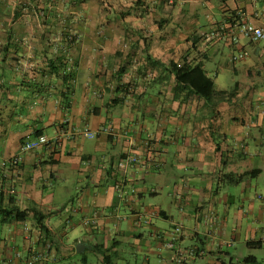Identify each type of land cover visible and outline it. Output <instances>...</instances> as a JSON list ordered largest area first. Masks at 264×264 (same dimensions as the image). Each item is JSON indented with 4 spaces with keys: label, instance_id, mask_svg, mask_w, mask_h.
<instances>
[{
    "label": "crops",
    "instance_id": "crops-1",
    "mask_svg": "<svg viewBox=\"0 0 264 264\" xmlns=\"http://www.w3.org/2000/svg\"><path fill=\"white\" fill-rule=\"evenodd\" d=\"M58 1L50 25L49 10L9 24L13 0H0V197L40 211L48 230L0 217V264L35 250L46 264H103L99 250L114 264H264V41L212 36L233 12L264 29V0ZM184 60L254 102L179 104L161 69ZM62 130L73 135L2 166L37 133ZM128 152L137 162L124 169Z\"/></svg>",
    "mask_w": 264,
    "mask_h": 264
},
{
    "label": "trees",
    "instance_id": "trees-1",
    "mask_svg": "<svg viewBox=\"0 0 264 264\" xmlns=\"http://www.w3.org/2000/svg\"><path fill=\"white\" fill-rule=\"evenodd\" d=\"M71 2H65V8L72 10L78 6V3H74L73 0ZM105 1L101 0V3L106 6L104 3ZM58 0H13V10L12 15L7 18L8 23H16L19 20L23 21V18H26L29 14H34V17L38 19V21L42 22L40 19L39 13H43L46 10H49V13L44 15L42 18L45 22L47 20L48 24H57L58 22V15L56 12ZM81 4V3H80ZM63 7V4H61ZM137 6V5H136ZM53 12H52V11ZM51 12V13H50ZM236 12H233L228 17L227 21L231 20L234 17ZM26 16V17H25ZM120 19L125 18V14H119ZM71 16H67L64 20L65 24H71ZM109 18V17H108ZM167 23V19H162V23ZM5 38L10 39L11 33L7 31L5 33ZM64 39L68 43H72L76 36L73 34L66 33ZM193 49V50H192ZM195 51L194 47H190L187 49L188 54H191ZM146 61L151 62L150 65L157 64L156 61H151L149 57L146 56ZM62 68L64 71L61 73V80L63 82H71L72 80V67H68L66 63H62ZM158 65L161 67L163 65ZM162 71H167L169 75L173 76V81L175 84L174 91H173V99L177 100L179 104L185 103L186 100L190 98H197L202 100L206 104H216L219 102H226L227 99L232 98L233 91H216L214 89L213 80L206 76L205 70L202 68L201 64L194 63V62H186L185 60L181 63L172 64L170 63L166 67H162ZM69 91L68 86L66 87V93ZM62 94V98L65 99V94ZM38 136V133L37 135ZM27 216H31L33 219V223L35 228H37L41 233L46 235L48 230L44 226V215L35 208L30 209H23L21 210L19 207L14 206L13 203L7 201L4 205L2 203V197H0V217L3 223L8 222H23L26 220ZM255 246L260 247V243H255ZM102 257L103 264H114L110 255H107L104 250H99ZM31 252L29 253V255ZM28 255V257H29ZM27 257V258H28ZM41 264H46V260L43 261Z\"/></svg>",
    "mask_w": 264,
    "mask_h": 264
},
{
    "label": "built area",
    "instance_id": "built-area-1",
    "mask_svg": "<svg viewBox=\"0 0 264 264\" xmlns=\"http://www.w3.org/2000/svg\"><path fill=\"white\" fill-rule=\"evenodd\" d=\"M212 36H226L232 43H236L239 37H244L248 41L252 43H256L259 41H264V29L258 28L253 26L251 23H249L244 15L241 12H236L234 17L229 20V22H224L218 25L216 30L212 33ZM238 58H241V55L233 56L231 60L235 61ZM104 132H107L104 130ZM109 133H112V131H109ZM73 135V131L70 130L68 132L62 130L59 135H55L53 137H47L45 135H38L35 136L30 141H26L20 145L19 151L16 155L13 157L5 160L2 162V166L4 165H17L23 154L29 153L31 151H35L41 147H53L57 145L61 138ZM85 137L87 138H93L92 133L85 132ZM124 136H127L124 134ZM137 162V158L131 154L126 153L123 158L121 159V166L126 169L128 166L135 164ZM117 190L122 193L125 192L122 188V181L118 182L117 185H115ZM85 225L87 222L84 223ZM173 232L177 235L181 232V226L176 225ZM174 239V238H173ZM165 247L167 249H172L174 247L173 240L168 241L165 243ZM46 260V254L42 250H35L32 251L29 257L26 259L25 264H41L43 261Z\"/></svg>",
    "mask_w": 264,
    "mask_h": 264
},
{
    "label": "rangeland",
    "instance_id": "rangeland-1",
    "mask_svg": "<svg viewBox=\"0 0 264 264\" xmlns=\"http://www.w3.org/2000/svg\"><path fill=\"white\" fill-rule=\"evenodd\" d=\"M80 0H73V2L74 3H78V6L80 5V2H79ZM103 1H105L104 3L106 4H109L108 2H106V0H103ZM68 2H71L70 0H67V2L66 3H68ZM85 2H86V8H89V6L90 5H96V1L95 0H85ZM101 6L102 7H105V5L104 4H102L101 3ZM107 7V6H106ZM79 9V8H78ZM111 17V15H106L105 16V18L106 17ZM93 17V16H92ZM103 17H100L99 19H102ZM104 22H105V20L103 19V20H101V24L103 25L104 24ZM191 54H193V53H191ZM241 62H243V63H247V61H241ZM219 81L218 80H216V82H215V87H216V89H225V90H228V91H230L229 90V88H230V86H231V81L227 78V76L226 75H224V73H220V77H219ZM235 81H237V82H240L241 81V76H237L236 77V79H235ZM235 97V96H234ZM246 101L244 102V100L242 99H240V98H235V99H233V98H229V99H227L226 100V102L227 103H234V104H241V105H248L249 103H251V102H254V97H246V99H245ZM259 182V184H258V186L261 188V187H264V183H261V181H258ZM86 255L88 256V257H90L91 256V254L89 253V252H87L86 253ZM131 260V262H133L134 261V259H130ZM140 262V261H139Z\"/></svg>",
    "mask_w": 264,
    "mask_h": 264
}]
</instances>
